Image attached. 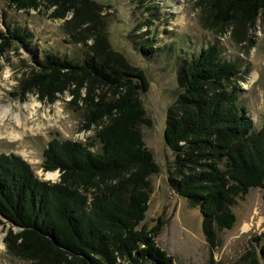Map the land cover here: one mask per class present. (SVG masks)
I'll return each mask as SVG.
<instances>
[{"label": "trees", "instance_id": "trees-1", "mask_svg": "<svg viewBox=\"0 0 264 264\" xmlns=\"http://www.w3.org/2000/svg\"><path fill=\"white\" fill-rule=\"evenodd\" d=\"M10 1L19 10L55 7L54 16H63L58 12L65 6L76 18L82 11L73 0ZM207 1L213 18L225 24L238 16L253 23L264 9V0ZM8 28L0 29V58L28 39L23 29ZM92 50V58L82 61L44 53L33 60L20 88L24 98L36 92L54 102L72 86L76 97L86 87V129L94 130L95 139L49 141L43 168L60 171L56 182L40 178L21 155L0 152V224H11L7 248L38 264H174L156 241L161 225L143 223L151 176L160 169L140 129L151 124L140 96L149 80L121 54H106L97 45ZM239 73L238 62L226 59L217 43L190 57L165 130L175 154L169 184L200 208L209 238L233 227L237 196L264 189V123L256 130L240 103ZM95 85L106 87L112 98L96 93ZM260 253L264 260V245ZM250 264L264 261L255 256Z\"/></svg>", "mask_w": 264, "mask_h": 264}, {"label": "rangeland", "instance_id": "rangeland-1", "mask_svg": "<svg viewBox=\"0 0 264 264\" xmlns=\"http://www.w3.org/2000/svg\"><path fill=\"white\" fill-rule=\"evenodd\" d=\"M73 1L82 8L78 18L73 9L65 10L66 6L58 12L63 16H54L55 7L19 10L10 0H0V29L21 28L28 38L25 46L15 44L0 58V114L9 109L7 123L17 114L27 123L26 129H20V139L0 138V152L19 154L40 178L58 181V170L43 168L49 141L95 139L94 130L86 129L89 107L83 97L87 88L82 87L76 97L70 91L76 89L72 86L54 102L41 99L36 92L24 98L20 88L31 75L33 60L46 52L77 61L92 58L95 45L104 53L117 52L130 65L143 69L149 80L148 89L140 96L151 124H141L140 129L160 169L151 176L153 188L143 223L161 225L158 246L174 264H250L255 256L263 262L264 189L252 188L237 196L232 206L237 215L233 227L217 229L209 238L200 208L169 184L175 154L167 144L165 130L189 58L212 43L220 45L226 59L238 62L239 101L248 107L255 129L260 128L264 123V9L253 23L238 16L237 21L225 24L213 18L207 0ZM143 46L156 52L147 54ZM92 88L108 100L113 96L106 87ZM94 149H100L99 142ZM50 172L57 175L49 177ZM10 225L0 224V264H38L9 251L5 238Z\"/></svg>", "mask_w": 264, "mask_h": 264}, {"label": "bare ground", "instance_id": "bare-ground-1", "mask_svg": "<svg viewBox=\"0 0 264 264\" xmlns=\"http://www.w3.org/2000/svg\"><path fill=\"white\" fill-rule=\"evenodd\" d=\"M9 109L4 110L3 113L0 114V138L4 137H9L12 140H18L21 138V132L20 129L24 128L26 129L27 123L24 122L23 118L20 117L18 114L15 115L14 121L7 123L6 121V116L8 115ZM9 124H11L9 126ZM5 133V135H2ZM2 135V136H1ZM57 172H50L48 174L49 177L56 176ZM1 236H0V241H1Z\"/></svg>", "mask_w": 264, "mask_h": 264}, {"label": "water", "instance_id": "water-1", "mask_svg": "<svg viewBox=\"0 0 264 264\" xmlns=\"http://www.w3.org/2000/svg\"><path fill=\"white\" fill-rule=\"evenodd\" d=\"M59 174H60V171L58 170Z\"/></svg>", "mask_w": 264, "mask_h": 264}]
</instances>
